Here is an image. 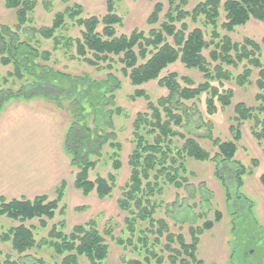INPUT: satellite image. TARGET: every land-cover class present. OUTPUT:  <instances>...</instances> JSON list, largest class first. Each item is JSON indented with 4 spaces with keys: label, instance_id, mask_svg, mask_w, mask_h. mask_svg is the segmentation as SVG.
I'll return each mask as SVG.
<instances>
[{
    "label": "trees",
    "instance_id": "16d2710c",
    "mask_svg": "<svg viewBox=\"0 0 264 264\" xmlns=\"http://www.w3.org/2000/svg\"><path fill=\"white\" fill-rule=\"evenodd\" d=\"M0 1L4 9L12 10L16 16L13 26L0 25V64H11L13 69L6 76L17 81L15 89H0V110L11 99H29L37 95L53 99L60 107L62 101L67 102L65 107L72 120L65 134L64 147L70 157V165L76 169L72 185L82 194L93 192L100 199L109 196L115 186L114 172L121 167L122 145L116 141L112 122V117L121 115L123 111L114 103L115 92L120 88L115 71L127 77L135 87L158 79L157 84L167 90V94L156 102H152L142 88H136L129 96L131 99L143 98L146 111L137 113L131 125L133 147L127 156L129 177L117 199L118 208L125 213L122 233H127V236L113 238L110 229L100 231L94 219L75 224L66 233L61 220L52 224L46 236L37 240L35 226L26 222L36 219L39 227L47 226V220L54 217L64 195L66 182L61 180L52 200H48L46 194L32 198L24 195L11 198L0 196V216L19 222L0 231V240L8 242L18 258L13 260L10 254L3 255L0 249V257H4L0 264H30L22 260L29 257L24 253L43 245L51 248L59 260L47 262L39 257L32 258L31 264H79L81 256L89 264H104L109 254L106 237L124 249L131 247L135 252L130 258L122 255L121 264H201L195 257L197 239L192 237V241L186 243L181 234L174 236L168 232L166 222L153 217L154 203L151 198L159 177L180 186L184 178L179 176V172H185L184 157L199 161L211 158L196 140L173 129V126H181L183 122L182 115L177 113L183 108L182 101L199 98L205 93L206 111L211 115L217 110L216 102L221 108L231 103L232 90L223 89V82L233 78L238 85L249 83L253 68L258 69L255 83L259 92L254 96L258 104L248 106L244 102L236 103L229 125L232 139L222 142L214 139L213 144L217 146L218 156L232 159L241 139L242 122L250 120L253 122L249 128L252 136L258 143L264 141V65L260 45L250 38H244L241 44L234 42L219 31V28L233 31L234 27L244 25L250 19L264 24V0H203L189 11L185 9L188 0H166L167 10L162 18L163 4L155 2L146 18L145 23L151 26L146 32L135 27L129 34L120 35L116 34V27L123 24V18L116 13L118 0H106L103 14L86 17L82 16L80 4H68L69 0H61L67 4L53 14L50 25L38 27L26 26L32 23L33 9L40 3L45 11H50L53 0ZM222 13L223 21L219 24ZM186 18L200 27L190 29ZM66 19L82 28L79 38L70 39L57 34L56 31L66 27ZM20 34H26L25 38L21 39ZM35 35L51 39L52 50H40L31 43L32 39L35 42L39 40L35 39ZM261 41L264 45V37ZM71 44L75 48L71 59H80L96 71L107 70V74L98 79L85 73L72 75L53 67L49 63L52 51L62 46L69 49ZM204 50H208V57L204 56ZM176 61L185 68L197 69L204 81L191 87L188 86L192 85L191 81L181 77L186 84L182 86L176 72L158 78L163 69ZM242 61V70L235 76L224 67L238 68ZM118 64L120 68H116ZM7 77L2 79L4 84H7ZM261 115L263 118H260ZM176 136L183 140L179 147L174 146L173 138ZM104 146L113 149L110 159L114 172H108L105 177L96 175L91 180L88 173L98 163ZM262 151L264 154V142ZM151 171L154 172L153 178H150ZM243 172V168L235 170L238 183ZM260 180L264 184V173ZM63 214L62 206L59 215ZM211 225L212 222L208 221L204 228ZM193 234L194 230H191ZM163 236L165 243L161 245ZM173 243H177L178 247L172 246ZM157 245H161L160 248L157 249Z\"/></svg>",
    "mask_w": 264,
    "mask_h": 264
},
{
    "label": "rangeland",
    "instance_id": "374dc122",
    "mask_svg": "<svg viewBox=\"0 0 264 264\" xmlns=\"http://www.w3.org/2000/svg\"><path fill=\"white\" fill-rule=\"evenodd\" d=\"M129 1L131 0H118L115 4L116 13L123 18V24L116 27L117 35L129 34L135 27L146 32L151 27L145 23L146 18L141 22L130 23V19L136 12V1H131V4ZM199 1L203 0H188L185 9L191 10ZM221 1L223 2L224 0ZM155 2L163 4V10L160 14V18H162L167 10L166 0H153L154 4ZM71 3L80 4L76 0H69L68 4ZM66 4L61 2V0H54L51 10L45 11L41 4L38 3L31 13L32 23L26 26H49L53 14L62 10ZM80 5L83 8V17L101 15L105 12L104 10L101 14H90L92 13L91 11L84 5ZM185 21L189 24L190 29L196 26L200 27L199 24H192L189 18H186ZM222 21L223 13L218 23L220 24ZM15 23V13L12 10L4 9L3 2L0 1V25L13 26ZM66 24L65 28L56 31L57 34L70 39L79 38L82 28L72 25V22L68 19H66ZM100 28L101 25H99L98 29L100 30ZM219 31L221 34H227L232 41L240 44L244 38L256 41L260 45V57L264 65V45L261 41L264 37V24L262 22L250 19L244 25L234 27L233 31L226 32L222 28H219ZM25 36L26 34H20L21 39L25 38ZM37 38L39 39L38 41L36 40L37 42L32 39L31 43L37 45L40 50H52L53 43L51 39H41L38 35H35V39ZM74 53V44H71L69 49H65L62 46L52 51L49 63L56 69L72 75L85 73L90 77L101 79L107 74V70L96 71L92 66L80 61V59H71L70 56ZM203 54L208 57V50H204ZM243 63L244 61L239 64L238 68L224 67L229 69L235 76L241 72V64ZM116 68H120V65L118 64ZM12 69L11 64L7 66L0 64V89H15L17 87V81L14 77L6 76V73L11 72ZM169 72L177 73L182 86L186 84L180 79L181 77H187L192 83V85L188 84L191 87H195L204 81L202 74L197 69L185 68L179 61L169 64L161 71L158 78L165 76ZM257 72L258 69L253 68L249 77L250 82L243 85L236 84L233 78L229 81H224L223 89H231L233 93L231 103L221 108L219 103L216 102L217 110L211 115L206 111L205 93H202L199 98L182 101L183 108L178 110L177 113L182 115L183 122L181 126H173V129L186 137L196 140L203 149L209 152L211 158L199 161L188 156L184 157L182 163L185 172H179V176L184 178L180 181V186L166 181L163 177H159L156 190L151 198L154 203L153 217L155 219H163L166 222L168 232L174 236L181 234L186 243H190L192 237L197 239L195 257L201 261V264H264V184L260 180V176L264 173V154L262 151L264 141L258 143L252 136L249 128L253 122L250 120L242 122L240 127L241 139L237 142V149L232 159L225 160L222 156H218L217 146L213 144L214 139H218L221 142L232 139L229 125L231 124L230 117L233 116V106L236 103L244 102L248 106H256L258 104L254 97L259 92L255 83L258 77ZM115 76L120 81V88L115 92L114 103L116 106L121 107L123 111L121 115H114L112 122L116 141L122 145L120 151L121 167L116 172L112 170L110 155L113 153V149L104 146L98 163L88 173L91 180L96 175L105 177L108 172L113 171L115 173V186L111 194L103 199L98 198L93 192L84 195L72 185L76 169L70 165V157L64 147L65 134L72 120L69 110L65 107L66 101H62V107H60L53 99L37 95L29 99L14 98L4 105L21 101L28 106L50 113L51 118L54 119L55 126L52 130L53 154L63 171L62 180H65L66 187L54 217L51 220H47L45 228L39 227L36 219L26 222L27 225L35 226L34 234L37 240L46 236L52 224L61 220L64 221L65 227L63 231L66 233L70 231L73 225L94 219L98 229L100 231L110 229L113 238H125L127 236V233H122L125 213L118 208L117 199L129 177L127 156L133 147L130 141L131 125L137 113L146 111V101L143 98L131 99L129 96L133 94L136 88H142L150 100L156 102L158 98L167 94V90L157 84L158 79L135 87L118 70L115 71ZM3 77H7V84L3 83ZM212 84L216 85L217 82H212ZM262 92L264 93V89H262ZM87 110L89 111L88 108ZM260 118H263V116L261 115ZM173 141L175 147H179L183 142L178 136L174 137ZM240 168H243L244 172L238 183L235 170L239 171ZM153 176L154 172L151 171L150 178H153ZM38 194H46L48 200L56 197L55 189ZM38 194H25L24 196L32 198ZM19 196L20 194L7 196V198ZM62 206L64 207V214L59 215V210ZM208 221H211L212 225L206 229L204 226ZM0 222L2 224L0 231L19 224L18 221L11 220L5 216H0ZM191 230H194L193 235H191ZM106 240L109 244V254L104 264H121L120 257L122 255L127 258L135 255L131 247L124 249L110 237H106ZM160 241L161 245L165 243L164 236L161 237ZM161 245H157V249ZM172 246L178 247V244L173 243ZM0 249L3 255L10 254L13 260L18 258V255L11 251L8 242L0 240ZM163 254L168 255V252ZM24 255L29 257L22 258V260L30 264L33 261L32 258L39 257L47 262H57L59 260L53 250L46 245L30 249ZM3 258L1 256L0 261ZM78 260L79 264H89L83 256L79 257ZM189 264L195 263L190 262Z\"/></svg>",
    "mask_w": 264,
    "mask_h": 264
},
{
    "label": "crops",
    "instance_id": "0c3cea01",
    "mask_svg": "<svg viewBox=\"0 0 264 264\" xmlns=\"http://www.w3.org/2000/svg\"><path fill=\"white\" fill-rule=\"evenodd\" d=\"M76 1L91 11L90 14L105 10L106 0ZM131 1H136V12L130 23L147 18L153 1ZM54 126L50 113L21 101L0 110V196L44 193L60 183L63 171L52 148Z\"/></svg>",
    "mask_w": 264,
    "mask_h": 264
}]
</instances>
